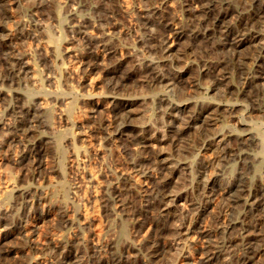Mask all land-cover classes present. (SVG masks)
Wrapping results in <instances>:
<instances>
[{"label": "bare ground", "instance_id": "6f19581e", "mask_svg": "<svg viewBox=\"0 0 264 264\" xmlns=\"http://www.w3.org/2000/svg\"><path fill=\"white\" fill-rule=\"evenodd\" d=\"M27 1H30V3L32 2L33 7L40 10L39 8L49 0ZM145 1L148 2L147 8L142 11L141 17L146 20L150 17L158 20V25L156 26L159 28V33L140 38L141 44L138 49L141 48L140 54L143 58L142 67L136 68L133 66L131 59H133L134 56L130 52H128L129 55L126 56L123 55V53L118 55L116 49L117 44L115 45L110 33L111 29L105 26V24L109 23L108 20L110 17L109 19L104 18V22L102 18H98L96 24H91L92 22L90 23V21L84 17L85 19H79L76 21V24L73 25V32L77 36V47L73 53L71 52L72 58H70L71 61L76 64L75 66L78 67H76L77 71L79 70L77 73L81 72L84 76H88L93 72H101L106 78V90L111 94H119V91L127 88L137 76L141 77L148 86H172L174 89V87H177L176 83L178 84L179 80L178 76L174 73H170V70L182 66L180 52H183L181 49L179 52L178 48L174 46V40L182 37V35H187L188 40L194 39L199 42L204 41L203 39L205 38L208 40L209 38H213V41H218L217 44L220 45V53L223 54L227 52L230 57L227 59L221 57L219 59L206 61L203 63L204 67H202L201 70L211 75L214 87L226 98L228 104L227 111L232 113L235 106L242 104L247 110L256 111L264 118V0H186L182 4V12L180 15L173 14V9H169V6H171L169 0ZM7 2L8 0H0V61L3 64L2 71H4L1 78L2 83H5L4 85L8 82L13 84L19 83L21 78H24V76H22L23 73H31V75H28L29 80L27 81L31 79L33 81H38L39 79L36 76L37 67L31 65L29 60L31 56L28 55V58L24 53H20L21 51H18L16 48L17 41H12L13 29L10 28L12 25L9 24L10 26H7V22L11 16L6 7ZM37 10H35V12H37ZM75 17L73 18L76 19ZM190 17H192V19H190ZM188 19H190V21L195 20L191 27L188 26ZM21 22L22 21H20V23ZM144 22L147 24L146 21ZM15 23L19 24V21L17 20ZM46 26H48L47 22ZM20 27L18 30L21 29ZM92 30H95V33H92ZM43 33L46 34L48 41L51 43L52 50L55 51L58 44L57 35L54 37L47 27H43L42 34ZM19 34L22 36L21 33ZM185 44L184 42L183 46ZM46 46L47 45H45V49L47 50L48 46L47 48ZM245 46L250 49L248 53H244L245 51L242 50ZM21 50L23 51V48ZM245 50L247 51V49ZM50 51L51 49L49 52ZM130 51L133 52L132 50ZM49 52H47L48 55ZM71 53L69 54L71 55ZM153 53L155 54L154 56L151 55ZM234 58L238 59L234 60ZM40 61L42 62V60ZM50 62L52 63V60ZM59 62L61 63L62 61ZM67 63H63L60 66V71L62 75L71 78L70 76L75 66H71L69 65L70 63ZM233 76H235V78H233ZM90 77L93 78V76ZM52 81L54 80L52 79ZM90 81L92 82L93 80L90 78ZM22 85L24 87V82ZM36 86L38 85H35V88ZM26 87L28 86L26 85ZM67 87L69 88V85ZM72 87L74 88V86ZM16 89H18V87ZM1 90L3 89L0 87V96L2 94ZM74 90L76 89L74 88ZM20 94L21 93H19V95ZM101 94H103V92ZM118 94L116 96L115 94L109 96L117 99ZM23 95L24 93H22V96ZM95 96V94H91L90 92V99ZM126 97H128V95ZM128 100L129 99H121L118 107H110L109 109L112 108L113 110L112 120L109 122L107 121L108 123H102L101 126L96 129L94 128L95 130H91L90 132H85L83 130L80 132L79 130L75 131L71 129V133L67 132L69 129L66 130L68 133L67 140H69V144H71V157L68 158L69 160L67 161L69 167L78 163L81 156H85L84 159L81 158L85 160L87 155L96 152L94 143H92L93 146L90 145L91 139L95 142L105 141L112 138L114 135H119V137H124L123 139L128 141L130 145H134L132 148L134 150L133 156H131L128 165L129 170L127 172H119L112 177L113 179H109L107 195H105V205L107 204L112 211H115V209L118 210V208L119 210L125 211L129 220L128 233L122 235L115 241H106L99 237L94 239L93 235L95 233H92V238L91 236L82 237V235L81 237L75 236L74 238H70V236V239H60L59 237L58 240L56 239L57 242H53L52 239L50 240L52 243H47L48 245L46 246H40L32 236L34 230L32 228L34 225L26 227V224L29 223V219H33V222H36L46 217L53 206L59 209L57 216H59L61 222L69 224L70 219L68 220L67 217L69 216H67V210L65 209L69 188L67 187L68 189H66L62 184L59 189V193L61 194L60 198L57 199L56 196V200H54L56 190L51 189V187H49V191L45 192L46 189L44 190V188L43 191H41L35 187L26 186L19 190L20 195L24 198L23 202L25 203V209L22 214L18 216L16 220L7 216L11 213L9 211L6 216L0 215V264H42L43 260L41 261V257L42 255L44 256L47 250V254L51 257L54 264H83L85 262L87 264H158L161 261L169 248L167 236L173 230L172 213L169 209V204L172 200V195H174V189L170 187L173 174L176 171L174 167L167 164L166 159L159 150L149 149V146H151L149 141H151L152 136L147 132L148 130L145 131L146 129L144 130V128L140 129L139 126L137 128L133 123V117L131 116L132 110L128 108ZM34 102L36 103L35 98ZM244 102L246 103L244 104ZM41 103L44 105L43 101ZM173 103L168 97L161 98L159 106L157 104L159 113H162V118L169 127V137H171V141H180L183 135L189 129L193 128L196 130L197 141L199 140L207 151H211L210 154L212 155L210 156L209 154L207 157L205 156L206 158L199 161L196 165L197 174H195L196 176L193 179V185L190 186L191 188L186 192L187 196H190L189 199L193 208L190 212L182 215V228L180 231L177 230V234L184 231L185 233L187 232V234L197 233L201 236L204 242L200 244L199 247H192L200 252L199 260L197 262L195 261V263L189 261V258L191 259L190 247L192 245L190 246L191 243L189 244L186 241L181 247L178 259L176 258L177 260L172 264H264V243H259V241L264 240V178L262 176L259 178L255 177L256 180L253 181L249 176L243 174L240 175L239 179L237 178L235 181L230 180L224 184L220 182L219 179H216L217 172L213 170L222 159L239 160V158H242V155L246 153L247 145L253 143L256 137L253 136L251 132V135L244 136L241 132H234L233 130L225 132V129L223 131L225 123L219 118V116H222L219 115V111L221 112L223 108H220L219 102L200 101L199 103L194 102L191 106H187V104L185 105L184 103L182 105ZM36 104L37 105L34 106L35 104H31V101H25V98H23V100L20 99L10 106L9 111L11 117H13L10 118V121L7 119L6 121L8 122L4 123L5 130H7L5 133L6 136L4 135V137H6L4 141L6 145H9V148L12 143H14V145H21L19 148L20 150H17V154H13L15 157H13V164L11 165L16 166L17 171H20L22 177L30 179L31 182L42 181L43 183H47L46 175L48 172L55 170L60 173L63 169L61 165L52 168V163L50 162V166L48 162L50 158L47 161L46 155L49 153V147L58 151L56 152L57 154L60 152V139L62 140L65 131L62 132L63 134L57 133V131L54 130L53 133L47 132L49 134H54L51 135V137L54 136L52 142L45 138L46 136L44 137V135L41 134L40 128L47 124L46 117H48V109L43 105ZM91 104L96 107L99 102L93 100ZM66 107L68 106H65V108ZM95 107H92L94 111ZM178 109H181L180 113ZM54 114L53 116L55 117ZM70 120L73 121L72 119ZM218 122H221L220 127ZM46 128H48V126ZM42 130H44V128ZM49 130L52 131L51 127ZM44 131L46 132V130ZM262 140L260 145L264 148V141L262 142ZM79 141L83 142L82 145L77 144ZM1 144L2 143H0V145ZM254 145H256L255 142ZM72 147L73 150H71ZM16 148H18V146H16ZM9 152L7 151V153ZM62 154H59V157L62 156ZM10 158L9 156V159ZM54 164L55 163H53V165ZM184 165L188 168L186 164ZM6 171L7 170H5V174ZM90 171L88 172V176L91 179L90 181L93 182L94 173L92 174V171ZM133 173L136 176L137 174H141L146 177H152L153 180H151L149 185L145 183L143 186L146 187L143 188V186L139 184L141 181L139 178L140 181L132 179ZM219 177L220 176L217 178ZM2 182L4 181L2 180ZM2 182H0V184ZM49 186L53 185L49 183ZM14 190L13 186L6 189L3 196L9 198L14 194ZM67 201H69V199ZM215 201L219 204L220 211L213 218V227L211 229H209L210 227L205 228L201 224L203 214L208 206ZM22 207L24 208V206ZM9 208H11V206ZM84 218L87 222V220H91L92 216L86 215ZM82 222H85L84 219ZM123 226L122 224L121 232L125 233L126 227L123 228ZM16 230L22 232L23 238L22 243L20 242L21 245L6 244L7 246H5L3 241ZM173 231L176 233V230ZM112 233L113 232H109V235ZM85 235L87 236V234ZM9 254L13 256L12 263L4 261L5 259L3 260V258Z\"/></svg>", "mask_w": 264, "mask_h": 264}, {"label": "rangeland", "instance_id": "374dc122", "mask_svg": "<svg viewBox=\"0 0 264 264\" xmlns=\"http://www.w3.org/2000/svg\"><path fill=\"white\" fill-rule=\"evenodd\" d=\"M10 1H11V4H10ZM10 1L8 0L6 7H7L9 14L11 15L9 18V20L10 19L11 20L10 21L8 20L7 26L9 27L10 25H12L10 26V28L13 29L12 41H15V42L17 41L16 48L18 51L19 50L21 51L20 53H24L28 58L29 56H31L30 57L31 59L29 58V60H30L31 65L37 67L36 76L38 77L39 80L33 81L31 79L32 81L31 80L27 81L29 80L28 75H31V73L30 74L25 73L26 75L23 73L22 76H24V78H21L19 83L13 84V83L8 82L9 84L6 83V85H4L5 83L3 84L2 79H1L4 74L3 73L4 71H2L3 64L0 61V87L1 89H3L1 90L3 95L1 94L0 96V118H1L0 119V122H1L0 123L1 124L0 125V131H1L0 132V140H1L0 143H2L0 145V180H1L0 182H2V180L4 181L0 184V208L2 209V210L0 209V215L6 216L9 211L11 213H9L7 216L12 217L14 220H16L17 217L22 214V212L25 209V205H24L25 203L23 202L24 198L19 193L20 188L22 189L23 187L29 186V187H35L41 191H43V188H44V190L46 189L45 192H47L49 191L48 189H50L49 187H51V189L56 190L55 196H54V200H56V196H57V199L60 198L61 194L59 193V189L61 188L60 186L63 184V186L66 187V189L69 188L68 189L69 201H67L68 199L66 200L65 209L67 210L66 214L67 216H69L67 218L68 220L70 219L69 220L70 223L65 224L61 222L59 216H57L59 209L56 206H53L50 209L49 214L39 221L33 222V219H29L28 220L29 223L26 224V227L27 226L30 227L31 225H34L32 228L34 229L32 236L34 240L36 239L35 241L38 245L40 244V246H46L52 243V241H50L52 239H53V242H57L59 237L60 239L61 238L68 239L70 236H71L70 238H74L75 236L81 237L82 235V237L91 236L92 238V233L93 234L95 233L94 234L95 236L93 235L94 239L99 237L100 239H103L106 241L108 240L115 241L122 235H126L129 229V225H128L129 220L127 218L125 211L119 210V208L118 210L115 209V211H112L110 207H108L107 204L105 205L106 203L105 195H107V186H108L109 181L113 179L112 177L115 176L119 172H122V171L127 172L129 170L128 165H129V161L131 160V156H133L134 150L132 148L134 147V145H130L128 141H125V139H123L124 137H119V135H114L112 138L105 140V141L95 142L94 140L91 139L90 145L93 146L92 143H94V145L96 146L94 147L96 148V152L94 154L92 153L90 155H87L85 160H82L85 158V156L84 157L81 156L80 159L81 158L82 159L78 160L79 165L78 163H76L73 166L69 167L67 165V161L69 160L68 158L71 157V151H70L71 144H69V140H67L68 139L67 132L71 133V129L75 131L79 130L80 132H82L83 130L85 132H90L91 130H95L97 127L101 126L102 123H108L109 121L112 120L111 117L113 114V110L112 108L109 109L110 107H113V106L114 108L115 106L118 107L119 101L121 99H125V100L129 99L128 108L132 110L131 116L133 117L132 118L133 123L137 126V128L139 126L140 129L144 128V130L146 129L145 131L148 130L147 132L152 136L151 141H149V143L151 144V146H149V149L159 150L162 153V156L166 159L167 164H169L171 167H174L176 171L173 174L172 183L170 187L174 189L173 191L174 195H172L171 197L172 200L170 201V204H169L170 205L169 209L172 213V228L173 230H176V233L175 231L172 230L168 234L167 240L169 241L168 242L169 248L167 250V253L163 256V258L158 264H172L174 261H176L180 254L181 247L186 241L189 244L191 243L190 246L192 245L190 247L191 259L189 258V261H191V263H195V261L197 262L200 257V252L197 251V249L192 248V247H199L200 244L204 242L203 239L197 233L187 234V232L185 233L184 231H182L181 233L179 232L177 234V230L180 231V229L182 228L181 226L182 225V215L184 213L190 212L193 208L191 201L189 199L190 196H187L186 192H188V190L191 188L190 186L193 185V182H194L193 179L196 176L195 174H197L196 165L199 161H201L202 159H205L210 154L211 151H207L204 148V145H202V143H200L199 140L197 141V137L195 133L196 130H194L193 128L189 129L183 135L180 141L178 142L171 141V137H169L170 136L169 127L166 125L165 120L162 118L163 117L161 115L162 113H159L158 106H159L161 98H168V97L172 103L174 101L173 104L182 105L184 103L185 105L187 104V106L193 105L194 102L199 103L200 101H203V102L209 101V102H216V103L219 102L220 108H223L221 111L222 113L219 111V115H222V116H219V118L220 120L223 121V123H225L223 127V131L225 129H226L225 132H228L229 130H233L234 132H241L244 136L252 134L253 136L256 137L254 141L256 145H254V142L247 145L246 153L242 155L243 159L239 158V160L238 159L220 160L218 165L213 168V170L217 172L216 179H219L220 182L225 184L230 180L235 181L237 180V178L239 179L240 175H243V174H246L247 176H249L251 179H253V181H255L257 177L259 178L262 176L264 178V148L260 145L261 140L263 139L262 142L264 141V118L260 115V113H257L256 111L247 110L245 107H243L242 104L235 106V108L233 109L234 111H232V113L231 112L229 113V111H227L228 104H227L226 98L224 97L222 93H220L218 89L214 87L211 75L201 70L202 67H204L203 66L204 62L209 61V60L219 59L221 57H225L227 59L230 57L229 54L227 52H225L226 54L220 53V49H219L220 45L217 44L218 41H213V38H211L212 40L210 38L209 40L205 38L203 39L204 41L199 42L194 39L188 40L187 35H184V36L182 35V37L176 38L173 42L174 46L178 48L179 52H180V49L181 51L183 50L182 53L180 52L181 58H182V61H181L182 66H179L178 68L175 67L170 70L171 74L174 73L176 76H178L179 81H178V84L176 83L177 87H174L173 89L172 86L170 87H163L159 85L156 87L148 86L142 80L141 77L137 76L135 80H133L127 88L119 91V94L113 93L115 94V96L118 94L117 96L118 98L116 99L112 96H109L113 94L107 92L106 87H105L106 78L101 72H93L92 74L88 76H84L81 72L77 73L79 72V70L77 71L78 67L75 66L76 64L71 61L72 53L75 51L77 47V41H76L77 36L73 32V25L76 24L77 20L82 19V18L83 19L86 18L88 21H90V23L92 22L91 24H96L98 22L97 21L98 18H102L104 22L105 21L104 18L109 19L110 17L111 20L109 19L108 20L109 23L105 24V26L110 27L111 29L110 33L113 37V41L115 45L117 44L116 49H117L118 55L120 53L121 54L123 53V55L126 56V55H129L128 52H130L134 56L133 59L130 58L133 63V66H135L136 68H139V67L141 68L143 58L140 54L141 48L138 49L141 44L140 38L149 37L151 35H155L159 33L158 32L159 28L156 26L158 25L157 23L158 20L154 19L153 17H150L149 19H147L149 21H147L146 19L141 17L142 11L145 10V8H147V3H148L147 1L145 0H49L46 3H44L41 8H39L40 10H37L36 8H34L32 5V2L30 3V1H27V0H10ZM185 1L186 0H169V3L171 5L169 6V9L170 10L173 9L172 10L173 14L180 15L182 12V4ZM35 10H37V12H35ZM73 17H75L76 19H74ZM190 19H192V17H190ZM190 19H188L189 27H191L195 21V20L190 21ZM17 20L19 21V24L15 23ZM20 21H22L21 22L22 25ZM111 21L114 23H112ZM144 21H146L147 24H145ZM46 22L48 26H46ZM19 27L21 28L20 30H18ZM43 27L44 28L47 27L50 33L54 37L57 35L56 38L58 39V44H57V49L55 51L52 50L51 43L48 41L46 34L43 33L45 36L42 34ZM91 32L95 33V30H92ZM19 33H21L22 36H20ZM23 36L26 38H24ZM15 42H12V43H15ZM184 42L187 44V46L186 44L183 46ZM199 44H201L202 47ZM45 45L48 46V48L46 46L47 50L51 49L50 52L49 50L47 51L45 49ZM246 46L242 48V50L245 51L244 53H248V51L250 50L249 47H246ZM22 48H23V51L21 50ZM245 49H247V51ZM26 50H27V53H26ZM130 50H132L133 52H131ZM47 52H49V55L47 54ZM69 53H71V55ZM64 54H65V58H64ZM151 55L154 56L155 54L153 53ZM57 58H58V61H57ZM37 59L42 60V62L40 60L38 61ZM237 59L238 58L236 59L234 58V60H237ZM51 60H52V63L50 62ZM59 61H62V62L60 63ZM63 63H67V64L70 63L69 65L75 66V68L77 67L76 69L74 68L75 70L73 69V73L70 76L71 78L62 75L60 71V66ZM26 76H27V79H26ZM90 76H93V78ZM90 78L93 80L92 82L90 81ZM233 78H235V76H233ZM22 79H25V80H22ZM52 79L54 81H52ZM22 81L24 82V87L22 85L23 83ZM66 83H67V86L69 85V88L66 86ZM26 85L28 87H26ZM35 85H38V86H36L35 88ZM42 86H45V87H42ZM72 86H74L76 90H74ZM17 87L18 89H16ZM96 90L98 91V94L100 93L99 95L97 94ZM18 92L21 94L19 95ZM90 92L91 94H95L96 96L94 98L91 97L90 99ZM102 92L103 94H101ZM22 93L26 95L22 96ZM125 95L126 96L128 95L129 98L126 97ZM15 97H18V98H15ZM23 98H25V101H31V104L33 105L35 104L34 106L37 105L36 103L43 105L41 103L43 101L44 102L43 106L47 107L49 118L46 117L47 124L45 126L46 127L48 126V128H46L45 126L40 128L41 134L44 135V137L46 136L45 138H47L48 140L52 142L54 136L51 137V135H54V134H51V133H53L54 131H57V133H62L63 131L66 132V130L69 129L66 133L65 132L64 134L62 133L64 136H62V140L60 139V147H61L60 152L57 154L56 152L58 151H55L54 149L50 147L48 148L49 153L46 152L47 153L46 159L48 161V159L50 158L48 162L49 164L50 162L52 163V168H56L59 165H61L63 168L60 173L56 172L54 169H53L54 171L48 172L49 174L47 173L46 175L47 183H43L42 181L31 182L30 179L26 177H22L20 175V171L19 170L17 171L16 166L11 165L13 164L12 159L13 157H15L13 156V154L14 155L15 153L17 154V150L18 151L20 150L19 148L21 147V145L20 144L14 145V143H12L10 144V148H9L8 147L9 145H6L4 141L6 138L4 137V135L7 131L5 130L6 128L4 127L5 126L4 123L8 122L6 121L7 119L10 121V118L13 117V116L11 117V113L9 111L10 106H12L15 102H18L20 99L23 100ZM34 98H35L36 103L34 102ZM93 100H97L99 102V104L96 107L93 106V104H91V101ZM245 103L246 102H244V104ZM65 106H68V107L65 108ZM92 107H95L94 108L95 111L93 110ZM180 110H179V113H180ZM53 114L55 115V117L53 116ZM70 119H72L73 121H71ZM220 123L221 122H218L219 127H220ZM49 126L51 127L52 131L49 130L50 129ZM3 128L5 131L3 130ZM43 128L44 130H46V132L42 130ZM47 132H51V133L49 134ZM82 143H83L82 141L81 142L79 141L77 144L82 145ZM16 146H18V148H16ZM71 150H73V147ZM7 151L8 152L10 151L9 152L10 154L7 153ZM6 154L7 155L9 154L8 157ZM59 154L60 155L62 154V156L59 157ZM211 155L212 154H210V156ZM9 156L11 157L10 159H9ZM59 158H62V159H59ZM53 163L55 164L53 165ZM184 164H186L188 168ZM89 169L92 171V174L94 173L93 174L94 180L92 179L93 182L90 181L91 179L88 176V172L90 171ZM5 170L8 171V172L6 171V174H5ZM132 175H133L132 176L133 180H137V181L139 179L141 180V181L139 180L140 181L139 184L141 186H143L145 183L149 185L151 180H153L152 177H146L141 174H137L136 176L133 173ZM98 176H99V179H98ZM218 176L220 177L217 178ZM133 177L136 179H134ZM9 179H11L12 181ZM49 183L50 185L52 184L53 186H49ZM12 186H13V189L15 190L17 189V190L16 191L14 190V194L10 196L9 198L4 197L3 196L4 191L6 189H9ZM145 187L146 186H143V188ZM72 188L75 192L72 190ZM17 193H18V196H17ZM216 203L217 202L215 201L214 203L210 204L203 214L201 224L205 228L210 227L209 229H211L213 227V218L220 211L219 204L217 203L218 204L217 205ZM10 206L11 208H9ZM22 206H24V208ZM83 215L84 216L88 215L90 217L92 216L93 219L91 218L90 221L87 220L86 222ZM83 219L85 221L84 223L82 222ZM122 224L124 225L123 228L126 227L125 233L121 232ZM109 232H113L112 233L113 235L112 234L109 235ZM21 233L22 232H20V230H16L12 234H10L8 237H6L5 241H3L5 246L16 245V244L21 245L20 242L22 243V238H23V235ZM85 234H87V236ZM106 237H108L109 239ZM259 243H264V240L259 241ZM47 253H48V250L46 251L44 256L42 255L41 257V261L43 260L42 264H54V262H52L53 260ZM12 257L13 256L9 254L5 256L3 260L5 259L4 261H8L12 263L13 261ZM83 264H87V263L85 262Z\"/></svg>", "mask_w": 264, "mask_h": 264}]
</instances>
